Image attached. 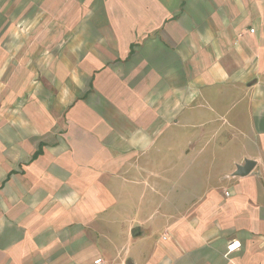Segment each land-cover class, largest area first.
Returning <instances> with one entry per match:
<instances>
[{"label":"crops","instance_id":"crops-1","mask_svg":"<svg viewBox=\"0 0 264 264\" xmlns=\"http://www.w3.org/2000/svg\"><path fill=\"white\" fill-rule=\"evenodd\" d=\"M99 259L264 264V0H0V264Z\"/></svg>","mask_w":264,"mask_h":264},{"label":"rangeland","instance_id":"rangeland-1","mask_svg":"<svg viewBox=\"0 0 264 264\" xmlns=\"http://www.w3.org/2000/svg\"><path fill=\"white\" fill-rule=\"evenodd\" d=\"M15 1H17V0H15ZM172 158L174 160V163H177V165H174V166H177V167H173L172 171H170L168 168L169 171L167 173V176L172 175V179L174 180V183L172 184L173 190L182 191L183 188L187 185V181H189L191 177H192V179L198 180V177H201L200 168L204 169L203 176H206L207 172L209 173V171H212V170H209V169H212V167L209 168L207 165L202 164L204 158L193 159L195 162H192L191 164H186V165L182 164L180 162H176L177 161L176 155H174ZM198 164H200V166ZM162 168L163 167H158V170H160ZM196 185H197V183H196ZM161 190H162V188H161ZM160 200H161L160 198H157L158 204L160 203Z\"/></svg>","mask_w":264,"mask_h":264},{"label":"water","instance_id":"water-1","mask_svg":"<svg viewBox=\"0 0 264 264\" xmlns=\"http://www.w3.org/2000/svg\"><path fill=\"white\" fill-rule=\"evenodd\" d=\"M254 162L250 160L244 161L242 166H236V171L233 173L234 177H242L247 175L253 168Z\"/></svg>","mask_w":264,"mask_h":264},{"label":"built area","instance_id":"built-area-1","mask_svg":"<svg viewBox=\"0 0 264 264\" xmlns=\"http://www.w3.org/2000/svg\"><path fill=\"white\" fill-rule=\"evenodd\" d=\"M254 31H255L254 29H250V33H254ZM166 237H167V236H164L163 239H166ZM235 244H236V243H231L230 245L227 246V250H228V252H231V251H233L234 249H236V248H235ZM100 262H101L100 259L97 260V261H95L96 264H98V263H100Z\"/></svg>","mask_w":264,"mask_h":264}]
</instances>
